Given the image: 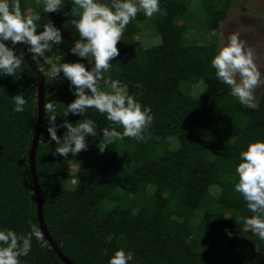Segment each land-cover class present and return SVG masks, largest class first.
Listing matches in <instances>:
<instances>
[{"label":"trees","instance_id":"1","mask_svg":"<svg viewBox=\"0 0 264 264\" xmlns=\"http://www.w3.org/2000/svg\"><path fill=\"white\" fill-rule=\"evenodd\" d=\"M191 1L160 0L163 14L154 20L160 42L150 47L136 37L139 22L150 19L138 13L105 73L151 108L154 119L145 130L146 141L126 137L101 153L102 130L111 122L95 109L85 116L65 117L64 109L75 99L69 81L62 74L53 78L46 73L48 62L36 58L46 77L45 101L57 109V124L93 119L97 125V134L86 138L87 149L75 157L55 156L45 112L36 154L47 227L76 264H108L120 248L134 253V264H264V241L241 231L251 213L234 191L240 152L251 142L264 141V90L258 109H250L216 78L211 60L219 50L217 38L195 43L185 35L192 25L202 24L191 15ZM203 1L210 29L220 30L236 0ZM20 5L22 13L35 7L41 17L38 32L46 23L61 29L69 42L61 63L91 67L86 58L71 52L79 39L72 25L79 18L73 14L72 0H63V9L52 13L44 12L37 0H20ZM15 48L31 56L27 45ZM201 80L202 93H189V86ZM21 93L27 105L24 112H15L12 97ZM38 112L37 76L22 62L14 76H0V229L25 235L29 222L40 228L29 164ZM65 131L58 129V135ZM72 163L78 168L69 185ZM45 240L47 247L41 248L34 239L21 264H65Z\"/></svg>","mask_w":264,"mask_h":264},{"label":"clouds","instance_id":"2","mask_svg":"<svg viewBox=\"0 0 264 264\" xmlns=\"http://www.w3.org/2000/svg\"><path fill=\"white\" fill-rule=\"evenodd\" d=\"M37 3L46 13L63 9V0H37ZM72 4L73 14L79 17L72 20L79 39L73 42L71 52L86 58L91 67L82 62L51 64L52 77L60 78L62 74L75 96L64 109V116H85L89 109L105 116L111 123L102 130L103 142L98 144L101 153L126 137L146 141L145 130L154 119L151 108L142 106L134 95L128 94L125 85L106 77L105 73L111 68V61L120 54L117 44L127 25L141 12L148 18L153 17L160 11V0H72ZM40 19L39 15L22 13L20 0H0V76H14L21 69L24 53H16L14 49L18 44L27 45L28 53L35 60L45 57L54 45L63 43L62 31L53 23H46L42 31H37L36 22ZM6 42H10L12 47ZM211 65L216 78L229 87L232 97L246 108L258 109L255 92L264 87V72L258 67L252 50L245 46L238 34L228 36L227 42L212 58ZM12 99L13 111L24 112L27 105L25 96L21 93ZM44 110L49 114L47 131L56 145L55 156L68 158L71 154L75 157L87 149L86 138L97 134L93 119H80L75 123L65 120L57 124L56 106L45 103ZM61 128L66 129L63 136L58 135ZM239 160L235 168L237 182L234 191L241 194L251 213L244 219L241 231L251 232L264 241V141L251 142L240 152ZM29 224L30 231L26 235L12 229H0V264H21L20 258L29 255L34 239L41 248L47 247L41 229L36 224ZM107 239L111 242L113 235ZM108 264H134V253L117 249Z\"/></svg>","mask_w":264,"mask_h":264},{"label":"rangeland","instance_id":"3","mask_svg":"<svg viewBox=\"0 0 264 264\" xmlns=\"http://www.w3.org/2000/svg\"><path fill=\"white\" fill-rule=\"evenodd\" d=\"M203 4V0L191 1V15L193 16L195 14L197 16L196 20L202 22V24L200 27L192 25L186 31L185 35L187 41L207 43L216 37L217 45L220 48L227 42L228 36L238 34L240 39L245 43V46L252 50L258 67L264 72V0H236L229 9L227 18L222 21L220 30L218 31L210 29L209 24L211 20L209 15L203 10ZM25 13L38 15L35 7L30 6ZM161 14H163V10L160 6V11L154 14L153 17L147 21L139 22L140 31L136 37L144 47H150L160 42V36L157 34L154 27V20ZM68 45V40L64 38L63 43L54 45L50 52H46L45 57H43L49 64L46 68V73L52 75L50 73L51 64L61 63L67 56L66 48ZM185 83L186 82H183L182 85L185 86ZM204 87L205 82L201 80L200 82L189 86L188 92L192 95H199L202 93ZM263 90L264 87L256 90V102ZM77 168L78 166L76 163L71 164L70 178L67 184H74L75 178L73 174L76 172Z\"/></svg>","mask_w":264,"mask_h":264},{"label":"water","instance_id":"4","mask_svg":"<svg viewBox=\"0 0 264 264\" xmlns=\"http://www.w3.org/2000/svg\"><path fill=\"white\" fill-rule=\"evenodd\" d=\"M10 47H12L11 44L6 42ZM17 54L20 53L16 48L14 49ZM26 64H28L34 73L37 76L38 80V122H37V127L35 131V135L33 138V142L31 145V149L29 152V164H30V170H31V175L34 183V191L37 196V212H38V218H39V224H40V229L44 233L45 238L48 240L50 243L51 247L54 249L55 253L57 256L65 263V264H76L73 262L71 259H69L61 250L59 245L55 242L53 237L51 236L49 229L47 227L46 221H45V216H44V203H43V195H42V190L37 174V169H36V154H37V149L40 143V137H41V132H42V127L44 123V116H45V110H44V104L46 103L45 97H46V77L45 73L42 68H40L36 62V59L33 60L32 56L24 53V61Z\"/></svg>","mask_w":264,"mask_h":264}]
</instances>
